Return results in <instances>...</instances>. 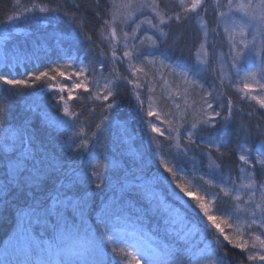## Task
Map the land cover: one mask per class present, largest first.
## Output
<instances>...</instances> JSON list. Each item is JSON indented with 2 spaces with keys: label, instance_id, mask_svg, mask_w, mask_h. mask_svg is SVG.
<instances>
[{
  "label": "trees",
  "instance_id": "1",
  "mask_svg": "<svg viewBox=\"0 0 264 264\" xmlns=\"http://www.w3.org/2000/svg\"><path fill=\"white\" fill-rule=\"evenodd\" d=\"M100 4L106 8L110 0H100ZM206 4L208 11L201 12L199 18L190 14L187 21L172 22L164 27V31L170 33L172 38H175L178 33L183 34L179 47L170 48L172 38L158 36L156 31L148 29L146 24L142 26L139 33L135 34L138 37L137 44L143 40L142 49L150 43L145 36H156L161 41L159 49L155 50L156 66H160L159 61L163 60L165 65L170 66L163 69L171 75L172 69L184 71L190 78L197 79L204 85L203 89H194L193 98L196 101L205 92L211 90V86L217 82L212 73L193 77L188 71L195 62L194 54L202 37L199 29L200 20L208 21L210 28L216 27L214 0H206ZM33 5L60 10L42 13L37 9L19 19L8 21V16L23 13L25 8H32ZM74 5L81 6V13H85L86 7L88 9L85 13L88 23L79 32L77 31L79 26L72 22L69 15H65V13L76 11ZM165 5L170 10L179 11L170 0H161V7ZM93 7V0H19V3L17 0H0V31H8L7 38L0 41V74L9 75V78L24 79L25 73L30 75L32 72L38 73L56 66L61 67L65 72H72L93 61L97 79L101 74L105 77H111L114 73L129 76L127 60L114 63L111 59V49L104 40L107 31L102 27L103 20L110 17L103 16L101 13L103 16L101 19V16L93 12ZM153 15L149 9H144L142 14H137L136 19L138 22L139 19L153 18ZM153 22L157 21L153 20ZM134 27L132 23L127 26L116 25L117 35L120 37L119 47L116 49L118 56L126 50L123 48V31H129ZM15 30L21 32L18 33ZM221 34L222 29L219 31L220 38H217V42L221 41ZM165 39L167 43H163ZM105 60L107 63L101 70L98 62ZM136 63L144 66L146 72L154 75L155 70L152 67L143 64L142 61H136ZM70 64L72 67H68ZM49 74L56 75L54 72ZM88 75L92 77L91 72ZM51 82L45 78L36 81L31 87L15 88L0 82V108L5 110L0 112V126L4 129L13 128L19 135L20 142L19 148L10 152L5 151V146L0 144V194L4 191L2 194L4 196L0 195V262L3 264H60V261H64V264H68L69 253H66L63 245L58 246L59 236L63 231L64 220L67 219L70 224L72 222L69 213L75 216L76 226L80 227L81 216L75 207L79 204L85 209L83 231L91 234L100 232L105 227V224L101 223V220H104L107 226L118 233L117 243L109 244L106 249H103L107 255V264L121 258L119 254L112 251L113 247L131 251L125 242L127 240L120 235L122 233L119 231L120 228L132 226L138 227L141 232L145 229L154 233H160L161 229L167 231V223H163V216L167 209L177 211L176 216L181 219L182 224L178 237L186 233L185 237L189 240L183 243L192 246L189 252L186 250L177 252L176 259L181 264H192L193 252L199 254L200 264H208L213 258L214 249L217 250L216 255L222 256L226 264H255V262H248L242 251L228 241L217 245L213 232L201 231L199 225L185 216L180 205L173 204L167 199L160 188L148 184L147 187L154 192L153 196H142L143 186H141V173L138 169L141 167L144 169L146 175L142 179L147 181L150 176L156 174L158 161H165L170 166H175L176 159L179 157H177V149L173 146L175 141L159 137V153L153 158L152 150L154 151L155 147L153 140L150 141L149 138L155 139L156 134L151 133L147 128L143 119L144 114L138 113L132 85L127 81L119 82L116 96L118 107L114 106L111 113L105 109V104L111 102V98L107 102L93 103L88 93H85L83 89L77 90L73 93V99L69 101V107L70 110L82 115L73 122L72 117L64 116L62 106L57 103L58 88L50 87L53 84ZM145 82V79H141V83L145 85L140 89L142 99L149 89V85ZM54 83L56 85L67 83L71 86L72 81L57 75ZM92 90L90 84L89 91ZM225 91L234 101H239L235 91L227 89ZM64 94L66 97V93ZM147 103L148 101L145 100V109ZM240 107L245 108L246 111H256L259 115H264L254 102L244 101ZM58 109H60L59 112ZM105 116H109V120L104 121ZM63 121L68 123L65 124ZM101 121H103L102 125ZM97 125L101 126L97 128ZM81 129L84 133L77 136L76 133ZM29 136L32 142L31 162L24 169L17 171L15 170L16 162L21 158L22 149L26 146L22 145L21 141L27 142ZM83 139L88 140V145L79 149L78 145ZM230 140V135L221 133L217 142L229 143ZM250 143L255 146L258 143L257 138L253 136ZM134 154L138 157L137 163L133 162ZM216 155L212 153L213 157ZM189 157L194 159L186 160L187 171L181 174V180L195 182L194 187L203 183L199 180L201 176L204 179L219 182L218 177L213 176L208 167L210 163L208 156L202 155L199 150H194L189 153ZM148 158L153 159L151 164ZM98 159H102L103 163L111 160L122 165L123 168L118 175L115 171H111L107 178L99 183L90 172L92 164ZM33 163L41 169L38 177L47 174L41 181L38 177L33 179L29 175L30 173L36 175L33 172ZM238 163L235 154L224 161L227 165L225 175L230 169L237 182L240 179L239 172L236 170ZM192 169H195L194 173ZM125 174L129 180L119 179ZM193 175L196 176V181H193ZM256 178L262 179L259 169H257ZM72 179H74L73 185L70 183ZM24 180H35L40 185L33 188L34 185L27 186ZM212 189L215 192L218 191V189ZM129 193H132L134 198H130ZM58 194L59 200L63 203L57 202ZM159 195L163 197L162 203L157 201ZM243 199L247 200V194ZM217 205L219 208L217 214L226 218L229 216V210L235 207L234 202L230 198L223 197L222 193ZM119 209H123V212L118 215L113 214V210ZM245 216L246 214L241 212L239 217L232 215L230 221H239ZM223 226L225 231L235 238L234 228L229 229ZM178 237L176 243H179ZM131 253L129 257L134 260L136 255L132 251Z\"/></svg>",
  "mask_w": 264,
  "mask_h": 264
},
{
  "label": "snow or ice",
  "instance_id": "2",
  "mask_svg": "<svg viewBox=\"0 0 264 264\" xmlns=\"http://www.w3.org/2000/svg\"><path fill=\"white\" fill-rule=\"evenodd\" d=\"M93 5L92 10L97 16H101L103 13V16L110 17V19L103 20L102 27L107 31L104 40L107 41L108 47L111 49V59L114 63H122L127 60L129 76H120L119 73H114L111 77H105L101 74L97 79L95 63L89 61L87 66L82 65L79 70L72 72H65L61 67L56 66L38 73L32 72L30 75L25 73L26 78L24 79L9 78V75L0 74V82L15 88L19 86L31 87L36 81L45 78L56 81L57 75L72 81L71 86L64 83L52 84L50 87L58 88L57 103L62 106L64 116L72 117L74 122L79 118V115H82V113L70 110L69 101L73 99L74 92L83 89L85 93H88L93 103L107 102L111 98V102L105 104V109L111 113L114 106L118 107L116 100L118 84L120 81H127L132 85L138 113L144 114L143 119L147 128L151 133L156 134L157 147H159V137L175 141L173 146L177 149V157H179L176 159L175 166H170L165 161H158L156 174L150 176L147 181L142 179L146 175L144 169L139 168L141 186L151 184L160 188L167 199L171 200L173 204L180 205L185 216L199 225L201 231L211 230L217 245L228 241L242 251L248 262L264 264V115H259L256 111H246L245 108L240 107L244 101L255 102V106L260 112H264V0H226V4H222L221 0H214L213 11L216 12L214 17L216 27L210 28L208 21L201 19L202 37L194 54L195 62L188 71L192 73L193 77H199L203 73H212L217 82L213 84L212 90L200 96L199 101L193 100L190 103V91L195 88L203 89L204 85L200 84L197 79L190 78L187 72L172 69V75L178 77L182 85H187L182 90H169L166 93L172 104L175 105V112L160 110L156 106L155 97L149 94L152 92L151 88L148 89V93L144 94V98H141L140 89L145 87L141 83V79L146 80L150 74L145 71L144 66L138 65L136 61L156 66L155 50L159 49L161 41L156 36H145V39L150 43L142 49L143 40L137 44L138 37L135 34L139 33L142 26L146 24L148 29H154L158 36L172 38L170 33L164 31V27L172 22L187 21L190 14L199 18L201 12L207 13L206 0H190V2L179 0V11L170 10L166 5L161 7V0H110V4L106 8L101 6L100 0H93ZM74 7L76 11L65 13V15H69L72 22L79 26L77 29L79 32L88 23L85 14L88 9L86 7L85 13H81L80 5H74ZM221 8L225 10L221 11ZM37 9L42 13L60 10L33 5L32 8H25L23 13L10 15L7 19L14 21ZM144 9H149L154 14L153 18L139 19L137 22V14H142ZM153 20L157 22L154 23ZM129 23L134 24L135 27L129 31H123V48L126 50H123L118 56L116 49L119 47L120 37L117 35L116 25L127 26ZM222 25L223 36L227 43L226 53L217 44ZM210 34L213 37L211 41L208 39ZM182 40L183 34L178 33L175 38H172L170 48L179 47ZM130 43L131 47H129ZM163 43H167V39ZM209 47H211V52L208 51ZM100 55H104V53H100ZM98 63L100 69L103 70L107 60ZM159 64L162 67H170L165 65L163 60L159 61ZM68 67H72V65L70 64ZM50 72H54L56 75H50ZM90 72L92 73L91 78L88 75ZM74 77L76 79H73ZM90 84L92 91H89ZM225 89H235L239 101H234L232 96L227 95ZM64 93H66V97ZM176 96L183 97L182 104L176 103L174 99ZM145 100L148 101L146 109ZM3 111L5 110L0 108V112ZM59 111L60 109H58ZM149 117L155 119H147ZM103 120H109V116H105ZM63 123L67 124L68 121H63ZM102 124L103 121H101ZM101 125H97V128ZM6 131L7 129L0 126V132ZM82 133H84L83 129L76 135L81 136ZM221 133L231 136L229 143L217 142ZM253 136L258 140L255 146L250 143ZM149 139L152 141L154 138L150 137ZM21 144L26 146L22 149L21 158L16 162L15 170L17 171L24 169L32 158L31 137L29 136L27 142L21 141ZM87 145L88 140L83 139L78 148L83 149ZM4 150L7 151L6 146ZM194 150H199L202 155L209 157L208 167L211 169L212 175L219 179L217 183L211 179L205 180L201 176L199 180L203 183L198 184L195 191L190 187L189 182L182 181L180 178L181 174L187 171L186 160L194 159V157H189V153ZM212 153L217 155L213 157ZM233 154L239 162L236 169L240 176L239 182L233 178L230 169L225 175L227 165L224 164V161ZM32 168L36 175L32 173L29 175L36 179L41 169L35 163L32 164ZM257 169L262 177L260 180L256 178ZM192 172L194 173L195 169H192ZM92 175L100 179L98 172L93 171ZM196 180V176L193 175V181ZM212 188L218 189V191L209 192V189ZM221 193L223 197L230 198L235 204V207L229 210L227 218L217 214L219 211L217 201L220 199ZM245 194H247V200L243 199ZM129 197L134 198L132 193H129ZM56 199L58 203H63L59 200V194ZM75 207L81 216L80 227L76 226L75 216L69 213L72 222L70 224L67 219L64 220L58 246L63 245L70 254L90 257L99 255L101 249H106L109 244L117 243V231L107 226V222L104 220H101V223L105 224V227L100 232L91 234L83 231L85 209L83 205L79 204ZM122 212L123 209L113 210V214L116 215ZM241 212H244L246 216L239 220V227L235 228V238H233V235L226 232L222 225L233 229L234 225L228 223V220L232 215L239 217ZM82 231L83 235H81ZM112 251L119 254L121 259L110 262V264H144L140 256H135L134 260L128 259L132 255L130 250L125 251L123 248L113 247ZM216 252L217 250L214 249L213 258L209 260L208 264H226L224 258L216 255ZM149 253L147 254L148 264H181L176 259L175 253L168 250L167 245L163 248L149 249ZM191 257L192 264H200L198 253L193 252ZM60 264H64V261H60ZM83 264H103V261L85 260Z\"/></svg>",
  "mask_w": 264,
  "mask_h": 264
},
{
  "label": "rangeland",
  "instance_id": "3",
  "mask_svg": "<svg viewBox=\"0 0 264 264\" xmlns=\"http://www.w3.org/2000/svg\"><path fill=\"white\" fill-rule=\"evenodd\" d=\"M170 1H172L173 4L176 6V8L179 9V7H178L179 0H170ZM189 1L190 0H187V2H189ZM221 3L226 4V0H221ZM220 10L223 11L225 9L221 8ZM222 27H223V25L221 26V29H222ZM199 29L201 31V20L199 22ZM0 32L2 33V35L0 36V41H3L4 39L7 38L8 31H0ZM15 32L19 33L21 31L15 30ZM201 34H202V31H201ZM218 38H220V35H218ZM249 38H251V37H249ZM208 39L210 41L213 39L211 34L209 35ZM217 44L219 45V47L223 48V51L225 53L227 52V43L224 39L223 32L221 34V41L217 42ZM208 51L211 52V47H209ZM149 66L155 70L154 75L150 74L149 75L150 77L148 79H146L147 83L145 82L147 85H149V88L152 89V92L149 94L152 95L153 97H155L156 102H157L156 106L160 110L175 112L176 111L175 105L172 104L171 100L167 97L166 93L169 90H182V88L187 87V85H182L181 82L179 81L178 77L172 76L168 71L163 69V67H161V66H156V67L154 66L153 67L152 65H149ZM204 74L205 73H203V75ZM51 83L55 84L54 81H52ZM211 90H212V86H211ZM227 90L235 91V89H227ZM189 95H190L189 102L191 103V101L195 100L193 98L195 95L194 89H192L190 91ZM174 99H175L176 103L182 104L183 97L176 96V97H174ZM150 118L152 120L155 119L154 117H150ZM5 137H7V139H4ZM153 142H154L155 149H154V151L152 150V153H153L152 156L154 158V156H156L157 153H159V149L155 143V139H153ZM0 144L2 146L7 147V152L13 151V150L19 148V146H20L19 135H17V133L15 132V130L13 128H7L6 132H0ZM159 144H160V141H159ZM4 149H5V147H4ZM101 161H102V159L96 160L92 164L91 169H90L91 173L93 171H96L100 174V179H97V177L94 176V178L97 181H99V183H102L103 179L107 178V175H109L111 171H113V172L115 171L118 175L120 169L123 168L122 165L114 163L111 160L109 162H105V163H103ZM152 161H153L152 158H148V162L150 164ZM133 162H136V163L138 162V157L135 154L133 155ZM105 165H107V168H105ZM46 176H47V174H45V176L40 175L38 177L39 181H41ZM122 178H124L123 180H129L128 176L126 174L121 175L119 177V179H122ZM205 180H207V179H205ZM24 181H25V184L27 186L34 185L33 188H36L37 186L40 185V183L35 182V180H33V181L24 180ZM182 181H185V180H182ZM73 182H74V179L70 180V183H72V185H73ZM195 185H196L195 182H192V183L190 182V187H192L194 191L196 190V187H194ZM81 186H84V185H81ZM156 190H158V189H156ZM209 192H215V190L209 189ZM153 193L154 192L151 189H149L147 186L142 187V190H141L142 196L152 197ZM2 194H4V191H2L0 195H2ZM2 196H4V195H2ZM158 198H157V201L159 200V202L162 203L163 197H161V195H159ZM209 199H211V196H209ZM165 211H167L168 213L166 212L165 215L163 216V223L164 224L167 223V225H166L167 231L165 229H161L160 233H154L153 231L143 229V232H141L138 227H132V226H130V227L124 226L123 229L120 228V230H119L120 232H122L120 235L127 240L125 242L128 245V247L131 249V251L136 256L141 257V259L144 261V264H148L147 254H150L149 249H153V248H157V247L163 248V246L167 245L168 250L175 253V256H176L178 251H180V252L183 250H186L188 252L191 251V248H192L191 244L184 245V243H183V242H187L189 240L185 237V235H187V234L185 233L182 236L178 237V233L180 231V228L182 230V224H181V219H179L176 216L177 211L176 210L173 211L172 209L171 210L167 209ZM228 223H231L234 225V232H235V228L239 227V221L228 220ZM177 237H178L179 243H176ZM65 251H66V253H69L67 248L65 249ZM68 257H69L68 264H83V261H85V260L97 261V262L103 261V264H107V255L103 249H101V252L99 255H95V256H90V257L77 256V255H73V254L69 253ZM128 259H132V258L129 257Z\"/></svg>",
  "mask_w": 264,
  "mask_h": 264
}]
</instances>
